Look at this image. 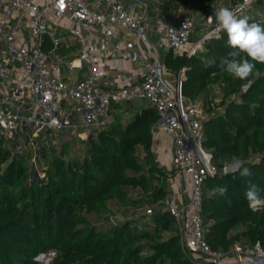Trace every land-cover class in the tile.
Wrapping results in <instances>:
<instances>
[{"label": "trees", "instance_id": "1", "mask_svg": "<svg viewBox=\"0 0 264 264\" xmlns=\"http://www.w3.org/2000/svg\"><path fill=\"white\" fill-rule=\"evenodd\" d=\"M158 1L170 18L172 11L204 16L219 0ZM240 1L226 4L232 9ZM244 16L264 26V0ZM226 41L222 31L192 57L170 52L165 64L175 75L186 69L183 96L202 102L210 115L203 145L217 173L204 183L205 237L214 250L229 253L235 243L264 248V207L253 211L245 198L249 182L264 190V64H256L259 78H233L220 67L232 51ZM249 81L254 83L245 91ZM159 120L149 104H113L108 125L81 140L75 154L70 134H63L60 146L39 152L20 141L11 149L10 140L0 139V264H43L38 257L50 252L55 257L49 264H195L167 209L175 171L155 155ZM233 157L250 177L224 174ZM215 186H226L227 193L210 197ZM114 206H131L136 214L120 221Z\"/></svg>", "mask_w": 264, "mask_h": 264}, {"label": "built area", "instance_id": "2", "mask_svg": "<svg viewBox=\"0 0 264 264\" xmlns=\"http://www.w3.org/2000/svg\"><path fill=\"white\" fill-rule=\"evenodd\" d=\"M256 1L232 10L243 17ZM211 8L202 18L180 11L169 18L158 0H0V138L18 143L26 135L25 145L39 152L59 146L67 129L83 130L80 139L88 140L108 125L113 104H149L164 119L159 131L172 140L170 171L188 186L182 202L166 201L183 251L195 264H264L260 242L235 243L229 253L207 242L204 183L217 173L203 145L210 115L202 102L183 96L186 69L168 80L172 72L160 60L162 49L192 57L220 36ZM106 59L130 61L140 71L121 75L115 88Z\"/></svg>", "mask_w": 264, "mask_h": 264}, {"label": "clouds", "instance_id": "3", "mask_svg": "<svg viewBox=\"0 0 264 264\" xmlns=\"http://www.w3.org/2000/svg\"><path fill=\"white\" fill-rule=\"evenodd\" d=\"M251 0H245L250 3ZM217 21V30L227 34V46L232 49L226 57L220 60V67L233 78L246 81L249 77L259 78L261 73L256 69V64H264V26L258 23H249V17L238 16L228 7H219L214 10ZM243 54V55H242ZM244 85L245 89L250 85ZM243 162L238 157H233L226 168V173L239 172L240 176L250 177L252 172L243 167ZM257 185L249 182L245 192L248 206L253 211H258L264 206V197ZM227 193L226 186H215L209 191V196H224Z\"/></svg>", "mask_w": 264, "mask_h": 264}, {"label": "crops", "instance_id": "4", "mask_svg": "<svg viewBox=\"0 0 264 264\" xmlns=\"http://www.w3.org/2000/svg\"><path fill=\"white\" fill-rule=\"evenodd\" d=\"M217 2L218 1L214 2L213 6L227 7V4L217 3ZM147 33H148V36L151 40L155 39V35L153 34L151 29L148 30ZM169 53L170 52H168L167 50L162 49L160 51V60L162 62H165V59ZM105 66L107 69H109V78L113 82V84L115 85L114 86L115 88L119 87V85H120L119 84V82H120L119 77L121 75H126V76H129L132 78L135 75H137L140 71V67L137 64H134V63L127 61V60H120L114 65L109 59H106L105 60ZM175 77H176V75L174 73H171V75L167 76V79L172 81ZM116 108L117 107H115L113 109V111ZM113 114L114 113H111V117L113 116ZM67 131H65V132H67ZM68 132H70L71 137L74 138V136H75V137L80 138V135L82 134L83 130H78V131H71L70 130ZM161 134H163V133L160 132L155 138L154 150H155V153L157 155V160L160 162V165L169 171V170H171V166H172V150H173L172 140L169 136H166V134L164 135L163 138H159V136ZM171 183L173 186L172 197H175L178 199L179 202H182L187 191H188V186H187L186 182L184 181V175H182L180 173L175 174L173 176V178L171 179Z\"/></svg>", "mask_w": 264, "mask_h": 264}, {"label": "rangeland", "instance_id": "5", "mask_svg": "<svg viewBox=\"0 0 264 264\" xmlns=\"http://www.w3.org/2000/svg\"><path fill=\"white\" fill-rule=\"evenodd\" d=\"M217 3H225L226 4V0H219ZM228 5V4H227ZM196 15V17H198V18H202L203 17V15L202 14H195ZM153 40V39H152ZM68 104L69 103H66L65 104V106L66 107H68ZM68 131H70L69 129H67ZM67 130H65V131H67ZM64 132L65 134H70V132ZM164 133L163 134H161L160 136H159V138H163L164 137ZM167 136V135H166ZM0 139H2V138H0ZM27 139H29L28 137H26V135H23V138L20 140V144L21 145H23L24 147L26 146L25 145V142H26V140ZM82 139H80V138H78V137H75L74 136V141L72 142V154H75V152L78 150H80V149H82L83 148V145H82V141H81ZM39 142H40V140H39ZM14 142H10V144H9V147L12 149L13 147H14ZM60 146V145H59ZM31 150H33L32 149V147L30 146L29 147ZM61 147H59V149H60ZM74 148H75V150L76 151H74ZM17 151H20L19 150V148H18V150ZM25 151H29L28 149H26ZM155 155H156V153H155ZM156 157H157V155H156ZM112 211H113V217L114 218H116V219H118V220H120V221H124V220H126V219H130V218H133L134 216H135V214H136V212H135V209L133 208V207H131V206H129V207H118V206H114V207H112ZM42 256V255H41ZM41 256H39L38 257V261H40L41 263H43V264H49V263H51L52 262V260H53V258L55 257V255H54V253L53 252H50L49 254H47V255H44L43 257H41Z\"/></svg>", "mask_w": 264, "mask_h": 264}, {"label": "water", "instance_id": "6", "mask_svg": "<svg viewBox=\"0 0 264 264\" xmlns=\"http://www.w3.org/2000/svg\"><path fill=\"white\" fill-rule=\"evenodd\" d=\"M215 9H217V8H214V7L211 8V11H210V12H211L212 14H214V10H215ZM253 83H254V82H251L250 85H249L246 89L244 88V90H245V91L249 90V88L251 87V85H252ZM163 122H164V119H160V120H159V124H160V123H163ZM228 166H229V165H228ZM228 166H227V167H228ZM227 167H226V168H227ZM226 168L224 169V174H225L226 176H231V175H234V174L238 173V172L226 173ZM43 256H44V255H42L41 257H43Z\"/></svg>", "mask_w": 264, "mask_h": 264}]
</instances>
